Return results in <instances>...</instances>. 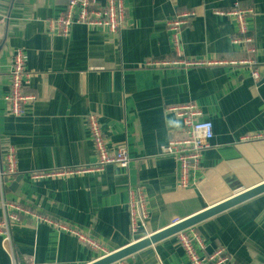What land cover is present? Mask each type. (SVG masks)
Masks as SVG:
<instances>
[{
	"label": "crops",
	"instance_id": "0c3cea01",
	"mask_svg": "<svg viewBox=\"0 0 264 264\" xmlns=\"http://www.w3.org/2000/svg\"><path fill=\"white\" fill-rule=\"evenodd\" d=\"M0 0V161L8 147L17 157V174L0 184L2 202L37 207L43 217L68 224L114 251L134 241L128 226L127 191L140 187L148 209L147 232L161 230L216 201L264 181V0H124L117 32L73 25L67 36L47 30L68 0H25L32 19L6 35L8 5ZM233 3L252 9L246 17L254 54L231 38L230 16L214 14ZM192 15L180 30V50L172 49L166 21ZM23 53L33 100L11 113L12 54ZM257 61L260 80L240 63ZM151 61H170L150 66ZM177 61H188L182 65ZM194 102L213 137L202 149L200 169L190 185H176L177 161L160 147L181 130L172 108ZM94 113L111 147L126 143L130 162L102 171L45 175L93 166L97 155L83 116ZM42 176H39V175ZM38 175V176H35ZM5 213L11 212L5 208ZM204 259L223 249L226 264H264V193L194 227ZM13 253L0 236V264H87L96 253L54 223L24 217L12 223ZM175 236L116 264H184Z\"/></svg>",
	"mask_w": 264,
	"mask_h": 264
},
{
	"label": "built area",
	"instance_id": "2783aa9c",
	"mask_svg": "<svg viewBox=\"0 0 264 264\" xmlns=\"http://www.w3.org/2000/svg\"><path fill=\"white\" fill-rule=\"evenodd\" d=\"M214 14L220 16H230L234 19L236 32L231 38L235 45H243L249 54H254L253 38L248 34L246 17L252 14V9L241 7L238 3L227 10H216ZM192 14L189 11L176 13L166 21V29L169 32L172 49L175 52L180 50V30L186 24V19ZM124 0H68L65 7L54 18L46 19L47 30L56 36H67L73 25H86L88 27L105 28L109 33L118 31L120 24L124 20ZM182 65H191L188 61H177ZM170 61H151L148 64L152 67L159 65H169ZM248 67L250 77L253 82L260 80L258 63L252 58H245L240 61ZM27 80L23 53L16 50L12 54L9 71V90L5 99L10 105L13 115H20L21 104L33 100L31 95H26L23 86ZM181 123V130L169 138L160 147V155H170L177 161L176 185L180 189H185L190 185L191 177H194L200 169L201 151L208 146L213 137V124L210 120L202 119V112L194 102H188L172 108ZM84 121L88 130L89 141L93 145L97 161L93 166H87L76 170L54 171L45 175H62L99 172L107 165H114L120 168L127 167L130 162L126 143H118L111 147L107 144L102 132L100 120L94 113H86ZM248 140L264 139V132L253 134ZM13 147H8L3 159L0 161V184L3 179H8L17 174V157ZM39 175V174H38ZM35 175V176H38ZM42 176V175H39ZM127 214L128 226L131 234L146 236L148 209L143 190L135 187L127 191ZM3 214L0 217V236L2 237L8 252L13 253L10 227L13 223H20L24 217L34 218L44 223H54L61 231L75 236L80 243L86 245L96 253V258L107 255L108 251L104 245L93 238L81 233L75 227L68 224H57L52 219L43 217L37 211V207H28L17 203L2 202ZM10 208L11 212L5 213V208ZM177 221H173L172 224ZM178 244L182 248L186 261L184 264H204V259L198 255V249H203V244L194 228L181 231L175 235ZM207 264H226L228 258L223 249L217 248L206 258ZM13 264H16L13 262ZM23 264H37L34 261H27Z\"/></svg>",
	"mask_w": 264,
	"mask_h": 264
},
{
	"label": "water",
	"instance_id": "95a60500",
	"mask_svg": "<svg viewBox=\"0 0 264 264\" xmlns=\"http://www.w3.org/2000/svg\"><path fill=\"white\" fill-rule=\"evenodd\" d=\"M31 9L33 11L34 8L26 5L25 0H13L11 4L8 5V11L4 22L7 36L12 35L11 30L14 26L22 27L26 24V22H28V20L32 19L33 13L31 14ZM263 193L264 181L253 187L230 195L223 200L216 201L215 203L199 211L198 213L179 220L176 223L171 224L161 230L151 232L143 237L140 235H136L134 241H132L128 245L111 251L107 255L96 258L87 264H116L139 251H142L155 244H158L159 242L171 238L181 231L187 230L189 228H194L202 222L209 220L210 218H213L238 205H241Z\"/></svg>",
	"mask_w": 264,
	"mask_h": 264
}]
</instances>
